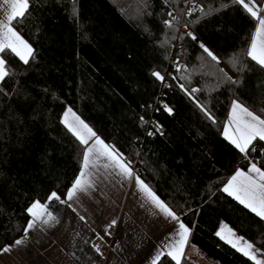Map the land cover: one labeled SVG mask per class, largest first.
<instances>
[{
	"label": "trees",
	"instance_id": "trees-1",
	"mask_svg": "<svg viewBox=\"0 0 264 264\" xmlns=\"http://www.w3.org/2000/svg\"><path fill=\"white\" fill-rule=\"evenodd\" d=\"M256 25L234 0H30L12 26L34 58L2 54L11 74L0 83V252L24 235L26 209L52 192L65 198L81 170L84 146L62 123L70 108L190 229L188 248L255 264L216 233L226 223L264 251V220L222 191L250 162L264 170V141L245 158L223 135L233 101L264 119V69L246 54Z\"/></svg>",
	"mask_w": 264,
	"mask_h": 264
},
{
	"label": "crops",
	"instance_id": "crops-1",
	"mask_svg": "<svg viewBox=\"0 0 264 264\" xmlns=\"http://www.w3.org/2000/svg\"><path fill=\"white\" fill-rule=\"evenodd\" d=\"M258 6L264 7V2ZM4 16V10L0 9V19ZM68 119L74 122L71 114ZM105 163L107 161L102 159L89 169L88 178L93 186L86 193H78L72 200L59 196L60 200L48 199L42 203L56 220L47 225L37 221L35 228L19 238L24 239L23 245L12 243L10 251L0 252V264H153L158 253L167 255V250L178 239L179 224L184 222L180 218L172 220L160 212L137 188L134 178H123L118 169L105 168ZM112 221H116L115 225ZM222 225L252 243L228 224ZM111 226L117 228L111 252H102L98 245L107 243V231ZM253 245L259 250L257 259L264 264V251ZM186 255L194 261L196 255L209 257L193 245L188 248V242L181 261Z\"/></svg>",
	"mask_w": 264,
	"mask_h": 264
},
{
	"label": "snow or ice",
	"instance_id": "snow-or-ice-1",
	"mask_svg": "<svg viewBox=\"0 0 264 264\" xmlns=\"http://www.w3.org/2000/svg\"><path fill=\"white\" fill-rule=\"evenodd\" d=\"M234 2L242 5L250 17L257 22L250 47L246 54L260 68L264 69V15H261L264 12V7L256 5L255 0H234ZM29 7L30 0H0V9H3L5 13L4 19H0V54H4L6 50H10L9 54H14L24 64H28L30 58H34V49L19 35L12 25L14 21L22 20L25 17ZM169 15L171 16L172 13H169ZM166 23L171 26L170 21H166ZM201 47L212 60H217V57L206 46L201 44ZM10 74L6 69L5 59L0 58V83L4 82ZM152 74L157 79L163 81L164 77L159 72H153ZM181 87L183 88L182 85ZM196 91L199 90L192 89V92ZM188 94L191 96V93ZM197 106L209 120L213 121V123L215 122L210 111L204 105L198 103ZM165 110L169 114L172 112V109L167 108V106H165ZM69 114L74 118V122H69ZM62 123L79 141L80 145L84 146L81 170L66 194L67 200H72L78 193H86L93 186L91 180L88 178L90 175L89 169L95 167L103 159L107 161L103 165L105 168H116L123 178H134L137 188L145 194L148 202L172 220H179L175 212L159 199L151 187L138 174L134 173L131 162L126 161L123 154L114 146L107 144L98 137L92 128L76 116L75 113H72L71 109L65 112ZM157 130L159 131V128ZM149 135H152V133H149ZM223 135L247 158L249 150L252 152L257 150L254 141H264V119L254 114L239 102L233 101L228 124L225 125ZM90 141H92L91 144ZM261 151L264 153V145L261 146ZM222 191L233 197L239 204L249 209L252 213H255L261 220H264V170L257 167L255 162H250L247 173L237 170L225 184ZM48 199L60 200V197L56 192H52ZM26 211L32 219L24 229L25 235L28 234L29 230L36 227L37 221H41L47 225L50 221L56 220V217L47 210V205L42 204L40 201H34ZM115 223L116 221H112L113 225ZM189 235L190 229L183 223H180L178 239L175 240L166 253L176 264H181V257ZM216 235L245 257H249L255 261V264H261V261L257 259L259 250L255 249L254 245L244 238L236 236L232 229L222 225ZM24 242V239H17L14 241V245L21 246ZM11 248L12 246L9 245L2 249V251H10ZM164 254L163 252L158 253L153 264H157L160 256Z\"/></svg>",
	"mask_w": 264,
	"mask_h": 264
},
{
	"label": "built area",
	"instance_id": "built-area-1",
	"mask_svg": "<svg viewBox=\"0 0 264 264\" xmlns=\"http://www.w3.org/2000/svg\"><path fill=\"white\" fill-rule=\"evenodd\" d=\"M201 7L200 5L196 4V3H191L188 5V11H192V10H200ZM187 13V12H186ZM187 15V14H186ZM172 19H175V15H172ZM189 29L187 26L182 25L180 27V33L183 34H189ZM174 47L176 48V45H174ZM180 51H184L185 48L183 46L179 47ZM177 69L174 70V73L177 74L178 71H182L185 69L184 64L180 61V60H176V62L173 64ZM172 72H169L168 75H171ZM134 173L137 174V170L133 169ZM116 233H117V228L116 226H111L108 231H107V238L108 241L106 244H100L98 245V248L102 251V252H106L109 253L111 252V246L113 244V241L116 237Z\"/></svg>",
	"mask_w": 264,
	"mask_h": 264
},
{
	"label": "rangeland",
	"instance_id": "rangeland-1",
	"mask_svg": "<svg viewBox=\"0 0 264 264\" xmlns=\"http://www.w3.org/2000/svg\"><path fill=\"white\" fill-rule=\"evenodd\" d=\"M68 109H70V108H66V110L64 111V113H63V117H64V114H65V112L68 110ZM72 113H74V111H72ZM76 115V114H75ZM77 116V115H76ZM204 254V253H203ZM204 256H207L206 254H204ZM195 260H196V262L198 263V264H220V263H218L217 261H215L214 259H212L211 257H208V259L207 258H205V257H202V256H200V255H196V258H194Z\"/></svg>",
	"mask_w": 264,
	"mask_h": 264
}]
</instances>
